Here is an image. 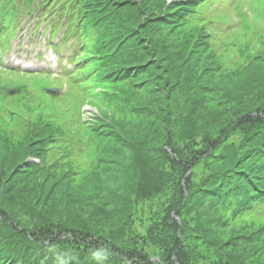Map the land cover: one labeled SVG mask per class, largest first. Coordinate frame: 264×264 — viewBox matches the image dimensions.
<instances>
[{"label":"rangeland","instance_id":"374dc122","mask_svg":"<svg viewBox=\"0 0 264 264\" xmlns=\"http://www.w3.org/2000/svg\"><path fill=\"white\" fill-rule=\"evenodd\" d=\"M4 1L2 5L0 0V160L15 167L9 180H14L18 193L26 199L25 193L42 196L49 191L47 206L57 209H66L64 203L71 199L74 203L68 202V207H75L80 214L74 213L83 218L129 185L119 168L130 162L133 144L145 145L148 151L161 148L163 158L159 152L157 156L164 164L160 172L165 187L144 205L130 200L131 220L123 223H128L124 229L133 224L141 233L134 254L154 262L153 252L162 253L157 250L161 237L167 236L170 222H177L188 234L180 244L184 254L194 255L190 264H264V205L222 222L211 211L216 206L188 198L195 183L223 162L225 152L208 160L203 155H209L214 136L219 139V129L232 120L228 113L264 88V0H194L181 17L176 10H165L164 0H95L108 7L103 11L108 14L106 26L103 21L100 31L126 37L123 46L115 45L117 57L112 61L103 58L111 49L99 39L98 28L86 27L88 34L81 40L82 20L61 55L50 48L65 40L66 24L52 38L49 30L66 16L75 19L80 13L71 14L74 6L59 4L63 0ZM165 1L172 8L171 0ZM181 4L188 3H176L185 8ZM48 20L56 23L49 27ZM147 59V66L139 65ZM128 64L129 72L104 78L108 69ZM105 117L115 121L113 126L109 121L99 124ZM192 122L198 128L210 125L209 136L191 134ZM26 134L28 140H43L18 148ZM241 136L235 131L229 139L237 144ZM2 146L8 147L6 154ZM188 146L197 156L182 154L190 153ZM181 156L193 166L180 164ZM183 198L192 209L178 210ZM114 202L118 207L116 198ZM110 203H104L105 209L111 210ZM174 206L179 208L171 210ZM142 213L146 216L140 221ZM201 225L209 242L199 236ZM62 237L71 239L68 233Z\"/></svg>","mask_w":264,"mask_h":264},{"label":"trees","instance_id":"16d2710c","mask_svg":"<svg viewBox=\"0 0 264 264\" xmlns=\"http://www.w3.org/2000/svg\"><path fill=\"white\" fill-rule=\"evenodd\" d=\"M183 2L188 4H181L179 6L185 8L176 5V3ZM192 2L194 0H171L170 5H172V8H170L171 6H168L164 0L162 7L165 10L169 9L170 11L176 10V12H180L181 17L192 8ZM63 3H66L70 7L74 6L71 14L75 12L77 14L80 13L75 19L69 18L67 27H71V30L68 31V35L75 32L74 29H78L76 24L79 20H82L81 31L79 32L80 37L83 34L82 39L88 34L86 27L94 26L96 29L98 28L99 39L102 43L107 44L106 48L110 47L111 49H108L110 51L103 58H105L104 60H114L117 57L115 45H122L126 37L124 38L121 34L111 35L108 32L104 33L100 31L99 27H101L103 21L106 26L107 21L105 22V20L108 14L104 16L103 11L108 10V7L106 5L98 6L99 2L95 0H63L59 4ZM165 14L166 12L161 13L160 16ZM83 15L86 17L84 18ZM120 17L121 15L118 14L117 18H114V22L118 21L117 19ZM195 31L199 32L200 30L197 29ZM139 59L143 60L141 57ZM150 61V59H147L139 65L142 67L147 66ZM106 64L108 62L102 65L103 68L106 67ZM130 70L131 66L129 64L115 66L108 69L107 75L104 78L116 77ZM237 107L228 113L232 120L229 123H225L219 129L221 131L220 138L216 139L217 137L214 136L215 141L210 143L213 146L209 149V155H203V158L208 160L213 159L214 154L225 152L223 162H221L222 164L216 167L212 174L209 173L211 175L203 178L204 180L201 182L197 181L190 189L191 191L188 195V198H192L193 202L199 199L204 203L216 206L211 211L222 222L227 218L240 217L241 213L251 210L256 204L264 205V88L257 90L255 93H251L250 97L242 105ZM105 121H109L112 126L115 123L111 118L105 117L102 121L103 123L99 122V124L105 125ZM192 123L189 132L191 134L198 133L196 138L209 136L210 125L198 128L194 122ZM99 124L97 123V127L100 126ZM29 127L28 125L27 128ZM235 131L240 132L242 135L237 144L234 140L229 139V135L234 134ZM29 134L25 135L23 142L17 144L18 148L22 147L21 149H24L32 141L38 142L43 140L38 139L36 136L28 140ZM187 135L184 136V140ZM157 149L154 148L148 151L145 145L133 144L131 146L132 157L130 162L124 164L122 168H119L121 170L120 174L124 176L125 180H127L126 182H130L129 185L121 189V194H111L110 198L102 201L100 205L95 206L93 212L83 218L80 216L79 218L74 213L78 212L74 209L75 207L73 209L68 207V202L72 201L70 198L69 201L66 199L67 201L64 203L66 209L48 207V197L51 196L49 195V191L47 193L45 192L46 194L42 196L36 195L35 193H25V199L22 194L23 192L21 193L20 191L18 193V188L13 186L14 182L12 181L14 180H9L12 177L10 175L15 167H13L12 163H2L0 160V205H4L6 202L8 203L6 208H0V264L192 263L194 255L191 253H185V255V249L180 244L183 236L188 234H185L177 222H170L171 226L167 230V236L161 237L160 240L163 243L157 250L162 251V253L153 252L152 256H155L154 262L149 261L148 258L144 260V256H141V254H134L138 250L137 244L135 243L136 239L141 234H138L134 225L130 224L132 227L124 229L128 223H125L126 225L123 223L125 221L130 222L131 220L130 215L132 211L130 209V200L140 202L144 205L145 201H151L152 198L160 196L159 193L166 185V182H163V176L160 172V168L163 169L164 164L162 163V159H159L157 156L158 152L162 158L163 156L161 148L158 151ZM186 149L190 152L182 153L186 157L197 156L196 154L192 155V147L188 146ZM1 150L3 151L1 153L6 154L8 147L2 146ZM40 153L38 151L37 157L39 156V158L41 157ZM186 157L182 158L181 156L180 164L184 163V167L186 166L189 169L193 164L187 163ZM97 163L99 162L97 161ZM5 171L9 173L3 175ZM17 174L22 179L21 173ZM1 179H7V181H2ZM200 183H203V185L201 186ZM177 188L181 190L179 185ZM114 198L119 202L118 207L114 206ZM108 199L111 202L109 204L111 210L105 209L104 203H107ZM50 201L52 202V200ZM187 202L188 199L183 198L182 206L180 208L174 206L171 210L174 208H179L178 210L183 211L192 209L193 206H187ZM145 216L142 213L140 221ZM216 218L214 219L216 220ZM102 223H106V227H103ZM197 229L199 236L202 238L201 240H205L202 235L207 232L206 228L198 226ZM258 231H261V229ZM66 232L71 236V239L68 237L60 238L61 236H66ZM130 232H133L134 236ZM118 237H121L120 240ZM110 255L117 257L113 258ZM97 257L100 258V263L95 259Z\"/></svg>","mask_w":264,"mask_h":264}]
</instances>
